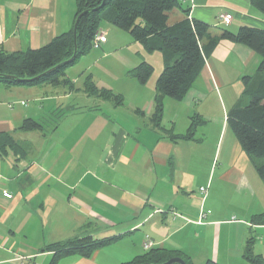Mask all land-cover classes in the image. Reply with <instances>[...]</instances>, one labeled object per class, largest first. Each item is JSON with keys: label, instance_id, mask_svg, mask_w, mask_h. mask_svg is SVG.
<instances>
[{"label": "crops", "instance_id": "0c3cea01", "mask_svg": "<svg viewBox=\"0 0 264 264\" xmlns=\"http://www.w3.org/2000/svg\"><path fill=\"white\" fill-rule=\"evenodd\" d=\"M180 2L171 22L187 15L209 24L215 36L222 28L264 29V14L251 0ZM220 12L231 17L229 24L218 22ZM74 16L75 0H0V50L40 47L69 31ZM100 30L106 41L76 62L86 65L83 80L68 76L74 89L0 83V133L21 144L17 151L0 149V264H49L51 252L40 248L82 235L120 237L89 257L66 256L58 264H119L143 253L148 240L192 264H250L243 256L246 241L264 235V225L250 222L264 211V184L227 125V112L245 103L247 86L264 77L259 55L221 39L184 98H162L155 122L161 52H147L108 22ZM142 61L156 68L144 84L128 74ZM87 74L98 87L120 94L122 104L88 95ZM116 75L124 85L109 79ZM195 114L203 123L192 137L174 138L187 134ZM25 119L40 128L20 130ZM253 243L254 253L264 255Z\"/></svg>", "mask_w": 264, "mask_h": 264}, {"label": "trees", "instance_id": "16d2710c", "mask_svg": "<svg viewBox=\"0 0 264 264\" xmlns=\"http://www.w3.org/2000/svg\"><path fill=\"white\" fill-rule=\"evenodd\" d=\"M251 4L264 14V0H251ZM175 8H181L180 0H75V38L72 27L37 48L14 52L0 50V83L9 87L50 84L74 89V84L65 70L82 55L101 47L100 44L94 48L92 43L102 22H108L129 32L133 40L147 52H161L163 68L155 82V122H158L162 115V98L182 100L221 39L242 43L255 51L260 57L258 71L264 72V29L243 26L234 33L222 28L221 33L215 36L209 33V24L188 18L187 15L169 22L170 12ZM183 11L187 14L186 10ZM152 72L153 66L142 61L130 69L128 74L144 84ZM244 79L246 81L247 77ZM83 90L90 96L96 95L115 105H121L123 101L120 94L108 88L98 87L90 74L85 76ZM246 95L245 103L238 102L228 110L227 125L241 149L254 164L257 175L264 184V77H258L257 81L249 84ZM201 123L203 120L198 115H193L187 134L174 138H191L193 131ZM37 128H40V124L32 119H25L20 126L23 131ZM20 146L10 134L0 133L1 150L9 147L17 151ZM250 222L264 225V211L252 215ZM119 237L76 236L49 243L40 248V251L51 252L49 264H58L59 260L66 256L89 257L93 251L111 244ZM253 242L254 237L247 239L243 256L250 264H264L263 255L252 251ZM175 256L183 258L186 264H192L188 257L175 250L153 245L143 253L119 264H160ZM204 264L220 263L207 259Z\"/></svg>", "mask_w": 264, "mask_h": 264}, {"label": "rangeland", "instance_id": "374dc122", "mask_svg": "<svg viewBox=\"0 0 264 264\" xmlns=\"http://www.w3.org/2000/svg\"><path fill=\"white\" fill-rule=\"evenodd\" d=\"M172 21V15L170 14V17H169V22H171ZM92 50H94V49H92ZM78 60V59H77ZM76 60V61H77ZM75 64V63H74ZM72 66V65H71ZM86 65H84V61H81V62H79V63H76V65H73V67H70V66H68L67 68H66V70H65V73H66V75L67 76H70L71 77V75H76V77L78 78V80H79V82H78V84L83 80V75H84V73L82 72V69L85 67ZM71 68V69H70ZM120 71V68L119 67H115V69L113 70V73H115V74H118V72ZM156 72V68L153 66V72H152V74L153 73H155ZM116 77L117 78H114V77H112V76H110L109 77V79H112V82L115 84V85H117V86H122V85H124L125 83H124V80L122 79V78H119V76L118 75H116ZM136 79V78H135ZM4 107H5V105H4ZM6 108V107H5ZM162 113H163V111H162ZM166 113L168 114L169 113V111H166ZM213 138H212V136H211V139H210V142H209V144H208V148L209 149H211L212 148V143H213ZM225 155V154H224ZM220 164V160H218V159H215V162H214V164H213V167L215 166L216 167V170H215V172H214V174H218V165ZM193 192H194V189H193ZM236 210V209H235ZM253 237H254V242L256 241V242H258V246L261 248V247H263L264 248V235H263V238H262V240H261V237L260 236H257V234L256 233H253ZM204 243V242H203ZM142 246H143V244H142ZM253 248H254V243H253V245H252V251L254 252V250H253ZM264 251V250H263ZM263 257H264V255H263ZM49 262V261H48Z\"/></svg>", "mask_w": 264, "mask_h": 264}, {"label": "built area", "instance_id": "2783aa9c", "mask_svg": "<svg viewBox=\"0 0 264 264\" xmlns=\"http://www.w3.org/2000/svg\"><path fill=\"white\" fill-rule=\"evenodd\" d=\"M217 20L219 23L221 24H229L231 22V17L229 15H227L225 12H220L217 16ZM106 40V35L105 32H103L102 30H99L95 33L94 38H93V43L92 46L94 48H97L100 44L104 43ZM199 191L204 193L206 191V189L204 187H200ZM3 196L6 198H10L11 194L9 192L3 191L2 192ZM205 216V213H201V218H203ZM152 246V242L150 240L145 241L143 243V248L149 249ZM23 258V257H21ZM23 264H28L27 262H24Z\"/></svg>", "mask_w": 264, "mask_h": 264}, {"label": "water", "instance_id": "95a60500", "mask_svg": "<svg viewBox=\"0 0 264 264\" xmlns=\"http://www.w3.org/2000/svg\"><path fill=\"white\" fill-rule=\"evenodd\" d=\"M76 25H77V21L73 25L74 38H75V32H76ZM142 264H152V263H142ZM160 264H186V263L183 258L175 256V257L169 258L167 261L160 263Z\"/></svg>", "mask_w": 264, "mask_h": 264}]
</instances>
